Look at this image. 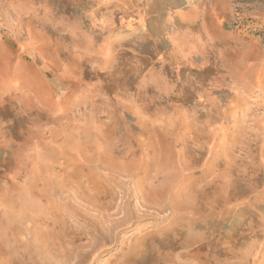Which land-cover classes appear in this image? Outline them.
Returning a JSON list of instances; mask_svg holds the SVG:
<instances>
[{"label": "rangeland", "instance_id": "obj_1", "mask_svg": "<svg viewBox=\"0 0 264 264\" xmlns=\"http://www.w3.org/2000/svg\"><path fill=\"white\" fill-rule=\"evenodd\" d=\"M193 6L222 103L164 104L118 44ZM262 76L264 0H0V264H264Z\"/></svg>", "mask_w": 264, "mask_h": 264}, {"label": "crops", "instance_id": "obj_2", "mask_svg": "<svg viewBox=\"0 0 264 264\" xmlns=\"http://www.w3.org/2000/svg\"><path fill=\"white\" fill-rule=\"evenodd\" d=\"M197 14L200 15V12L196 6H193L178 15L176 31L172 24L162 21L157 26H148L150 32L142 34L141 37H138L137 32L142 26L139 25L138 19L133 20V33L126 32L127 39L124 42L120 41L118 45L132 55L134 66L129 71L140 74V86L137 89L148 87L146 92H151L152 96L164 100V104L209 106L222 103V71L216 65V55L213 50L221 43L227 42L226 37L229 36L224 34L221 23L217 22L209 26L208 23L204 24L202 19L198 23L202 16ZM215 27H218L219 32L223 31L221 34L224 35H213L210 29ZM142 46L155 51L154 54H150L149 63L144 68L142 61L146 56L142 52ZM202 48L205 54L200 56L198 53ZM186 72L189 76H196L197 79L190 82L189 90L186 88L183 90L182 85L176 83L172 76ZM263 79L262 76L258 83L261 84ZM235 89L244 94L240 85ZM239 92L235 91L232 94L239 97ZM233 102L234 100L229 103Z\"/></svg>", "mask_w": 264, "mask_h": 264}]
</instances>
